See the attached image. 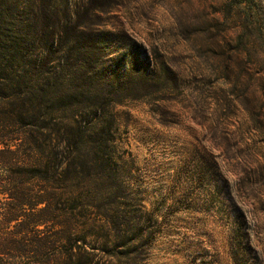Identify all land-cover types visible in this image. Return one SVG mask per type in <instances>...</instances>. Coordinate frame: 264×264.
<instances>
[{"label":"trees","instance_id":"16d2710c","mask_svg":"<svg viewBox=\"0 0 264 264\" xmlns=\"http://www.w3.org/2000/svg\"><path fill=\"white\" fill-rule=\"evenodd\" d=\"M113 1L0 2V264H145L157 241L117 156L114 110L126 99L176 100L188 82L138 55L110 64L99 20ZM250 9L237 13L240 51L253 42ZM206 105L213 129L229 130Z\"/></svg>","mask_w":264,"mask_h":264},{"label":"rangeland","instance_id":"374dc122","mask_svg":"<svg viewBox=\"0 0 264 264\" xmlns=\"http://www.w3.org/2000/svg\"><path fill=\"white\" fill-rule=\"evenodd\" d=\"M113 3L99 20L110 64L138 55L188 82L176 100L126 99L114 110L117 156L158 237L145 264H264V0ZM239 7L256 17L250 51L236 48ZM208 102L229 130L213 129Z\"/></svg>","mask_w":264,"mask_h":264}]
</instances>
